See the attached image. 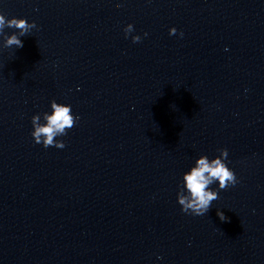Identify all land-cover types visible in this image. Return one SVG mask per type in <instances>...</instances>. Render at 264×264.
Wrapping results in <instances>:
<instances>
[{
    "label": "clouds",
    "instance_id": "clouds-1",
    "mask_svg": "<svg viewBox=\"0 0 264 264\" xmlns=\"http://www.w3.org/2000/svg\"><path fill=\"white\" fill-rule=\"evenodd\" d=\"M117 7H120L118 4ZM16 29L11 35L5 33V28ZM37 28L35 21L29 23L26 18L11 19L6 18L0 13V37H3V46L5 48L23 47L20 37L30 34L32 29ZM127 39L134 31L132 24H128L124 29ZM170 35H176L175 27L169 30ZM148 33H144L147 36ZM183 37V32L179 33ZM133 43L141 42V36L131 35ZM51 112L35 114L31 117L33 131L31 136L36 144H41L45 149L56 147L63 149L65 143L57 140V137L66 136L68 130L72 129L80 117L73 115L72 106L64 103H57L55 99L50 101ZM43 119V123H41ZM219 155L209 159L207 155H200L194 166L183 174L182 186L177 192V202L181 206V211L188 215L204 216L211 208L212 202L219 199V191L213 190L212 185L218 182L219 190H226L235 186L239 181L236 173L228 167L226 161L228 150L226 148L218 149ZM217 216L222 222L228 220V217L220 210H217Z\"/></svg>",
    "mask_w": 264,
    "mask_h": 264
}]
</instances>
